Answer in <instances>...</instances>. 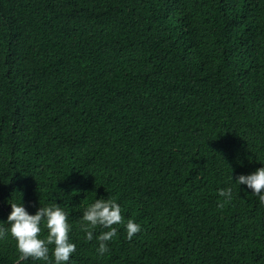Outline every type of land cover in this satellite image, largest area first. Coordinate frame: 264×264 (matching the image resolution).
Segmentation results:
<instances>
[{"label":"trees","instance_id":"trees-1","mask_svg":"<svg viewBox=\"0 0 264 264\" xmlns=\"http://www.w3.org/2000/svg\"><path fill=\"white\" fill-rule=\"evenodd\" d=\"M262 164L264 0H0V221L56 202L69 264H264V206L234 184ZM101 197L141 229L98 256L79 218Z\"/></svg>","mask_w":264,"mask_h":264},{"label":"clouds","instance_id":"clouds-1","mask_svg":"<svg viewBox=\"0 0 264 264\" xmlns=\"http://www.w3.org/2000/svg\"><path fill=\"white\" fill-rule=\"evenodd\" d=\"M230 179L233 182L231 175ZM234 184L251 189L252 195L257 196L259 204L264 206V164L248 174H238ZM217 191L226 201L235 195L231 184ZM6 203L10 205V211L6 219L0 221V238L10 236L15 241L18 255L14 264H21L30 258L43 261L44 264H69L76 245L69 236L72 225L68 222L69 213L65 209L56 202L45 205L39 203L35 213L30 214L21 202V196L20 202L9 199ZM79 223L83 238L87 241L94 239L93 233L97 227L104 229L95 235V252L98 256L108 252V242L116 237L118 229L114 225L123 224L128 239L141 229V225L132 218L123 219L121 206L115 199L104 197L94 198L83 208ZM42 225L46 229L44 235H41ZM49 245L52 246L51 253Z\"/></svg>","mask_w":264,"mask_h":264}]
</instances>
